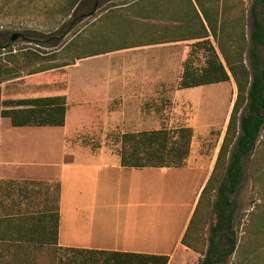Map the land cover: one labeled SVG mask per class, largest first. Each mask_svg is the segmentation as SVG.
<instances>
[{"label": "crops", "instance_id": "crops-1", "mask_svg": "<svg viewBox=\"0 0 264 264\" xmlns=\"http://www.w3.org/2000/svg\"><path fill=\"white\" fill-rule=\"evenodd\" d=\"M117 16L131 21L124 30L128 43L95 49L68 64L41 67L24 76L52 70L67 74L63 125H14L11 117L1 112L4 87H0V264H83L85 249L166 254L168 264H199L201 253L183 239L196 218L216 157L206 166L196 159L192 141L183 167L125 166L121 163L122 145H84L76 135L94 130L109 134L116 129L118 117L127 120L134 116L125 112L126 103L148 101L152 92L158 96L166 85L178 84L192 44L211 39L212 34H197L198 28L210 30L194 0H128L94 15L91 26L104 17L113 22ZM181 26L189 34L166 35V30L177 32ZM84 32H78V48L86 47ZM115 37L101 28L94 38L109 44ZM88 39L91 43V34ZM40 69L45 70L32 73ZM13 74L20 76L17 71ZM24 85L30 91L50 86L34 87L25 80ZM71 100L79 109L70 121ZM117 102L125 104L123 111L117 110ZM130 126L120 127L122 134L161 128ZM160 170L187 178L199 176L192 200L181 204L186 207L183 222L170 239V226L157 225L152 213L122 217L106 201L116 194L117 180L127 179L129 193L138 200L127 207L138 210L146 204L138 198L158 191L156 182L143 179ZM201 216L200 212L199 219ZM188 241L194 245L192 239Z\"/></svg>", "mask_w": 264, "mask_h": 264}, {"label": "rangeland", "instance_id": "rangeland-1", "mask_svg": "<svg viewBox=\"0 0 264 264\" xmlns=\"http://www.w3.org/2000/svg\"><path fill=\"white\" fill-rule=\"evenodd\" d=\"M76 1L77 4L74 5V0H0V42L7 44L6 48H0V87H4V93L15 94L30 89L24 85V80L26 81L24 76L32 70L46 66L55 67L95 49H102L108 45L117 47L130 41L125 37L126 31H124L126 22L131 23L129 19L126 21L117 16L115 21L109 22L104 17L101 22L91 26L94 15L128 0ZM194 1L200 13L205 14L210 30L209 32L204 29V32L203 29L198 28L197 34H212L211 39L205 38L207 45L212 44L216 48L226 66L227 56L231 62H237L242 58L247 67L251 68L249 49L251 8L254 0H202L203 3L201 0ZM96 2H99L97 8H95ZM92 10L93 13L89 15ZM85 25L87 27L84 32ZM101 28L113 32L114 37L116 36L109 44L101 43L94 38ZM79 31L87 36L85 48L77 47ZM169 31L166 30V35L189 34V30L184 29L183 26L177 32ZM15 33H19V36L12 40ZM89 34L92 35L91 43L88 39ZM260 52L264 56V46ZM195 53H197L196 63L202 65L205 59L204 50L199 49ZM26 55L30 56L28 60L25 58ZM7 69H12V73H7ZM16 71L22 78L14 77L13 72ZM47 88L55 89L54 85ZM155 92H152L154 95L152 94L148 101L126 103L129 106L125 112L134 116L127 120L118 117L116 129L109 134L94 130L91 133L76 135L77 141L80 140L84 145H121L122 128L120 127L126 128L131 125L132 129H142L189 125L195 132L193 145L196 159L202 160L206 166L211 164L215 157L216 161L236 98L237 87L234 77L231 75L229 81L191 88H178L175 82L166 85L163 92L159 91L158 96ZM70 103L71 121L79 105L73 103V100ZM124 105L122 102H117V110L123 111ZM198 179V175L187 178L175 174L172 170L150 172L143 182H156L158 191L138 198L146 203L138 210L127 207L130 203L138 202L129 193L130 182L127 179L120 180L119 183L117 180L116 194L106 201L114 206L122 217L129 213L142 216L148 212L152 213L157 225L170 226L171 231L167 237L170 239L183 222L186 207L181 204L192 200L193 189ZM214 194L215 192H209L208 197L203 199L198 216L196 215L188 231V239H192L199 249L206 247L210 225L215 222L216 216L209 202V198L214 199ZM231 198L238 203L234 222L236 246L233 254L224 264H264V127L245 162L244 178ZM177 210H179L177 218L173 219V214ZM200 212L202 216L199 219ZM207 219L208 225L203 227ZM39 264L54 263L43 261Z\"/></svg>", "mask_w": 264, "mask_h": 264}, {"label": "trees", "instance_id": "trees-1", "mask_svg": "<svg viewBox=\"0 0 264 264\" xmlns=\"http://www.w3.org/2000/svg\"><path fill=\"white\" fill-rule=\"evenodd\" d=\"M73 4L76 5L77 1L74 0ZM98 6L99 2H96L95 8ZM92 13L93 10L89 15ZM6 46L7 44L0 42V48ZM262 46H264V0H254L251 8L249 49L251 68L247 67L242 58L237 62H231L226 56L227 67L216 48L212 44L207 45L206 39L193 43L183 62L178 88L229 81L231 75L237 87L236 98L214 169L202 190L196 209L197 213L208 193L215 192L214 199L209 198L216 214V221L210 225L208 245L199 249L188 241V234L183 239L186 245L201 253L200 264H224L235 250L234 222L238 203L231 195L238 190L244 178L245 162L264 127V56L260 52ZM199 49H203L205 54L202 65L196 63L195 52ZM25 58L28 60L30 56L26 55ZM43 70L45 69L32 73ZM6 71L12 73V69ZM25 82L34 87L54 85L55 89L4 93L1 99L2 114L11 117L14 125H63L67 110V74L54 70L46 71L27 77ZM193 137L194 128L189 125L173 128L163 126L158 129L123 133L120 137L121 163L135 167H183L190 156ZM193 221L194 219L190 224ZM205 225H208V219L203 227ZM84 254L83 264H168L170 259L166 254L103 249H85Z\"/></svg>", "mask_w": 264, "mask_h": 264}, {"label": "water", "instance_id": "water-1", "mask_svg": "<svg viewBox=\"0 0 264 264\" xmlns=\"http://www.w3.org/2000/svg\"><path fill=\"white\" fill-rule=\"evenodd\" d=\"M19 36V33H15L13 36H12V40H14L16 37Z\"/></svg>", "mask_w": 264, "mask_h": 264}]
</instances>
